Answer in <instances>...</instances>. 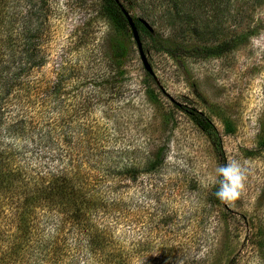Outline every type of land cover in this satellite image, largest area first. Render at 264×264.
I'll return each mask as SVG.
<instances>
[{
	"label": "rangeland",
	"instance_id": "1",
	"mask_svg": "<svg viewBox=\"0 0 264 264\" xmlns=\"http://www.w3.org/2000/svg\"><path fill=\"white\" fill-rule=\"evenodd\" d=\"M41 1L12 0L8 7L14 18L38 10L29 20L38 26L33 43L40 44L32 53L42 64L24 73L20 85L9 81L10 103L20 93L45 98L28 113L36 134L27 147L36 152L25 149L22 163L31 172L62 166L48 159L45 145L36 146L40 141L57 143L55 152L68 150L70 167L79 165L97 182L101 207L90 226L103 228L105 240L90 253L77 225L39 211V234L55 255L26 254L12 264H114V256L124 264H264V150L258 146L264 135V0H222L214 27L198 22L183 32L171 2L120 0L161 40L212 44L247 35L219 57L174 59L152 48V35L140 33L157 82L144 69L131 32L116 70L123 73L112 72L110 46L117 36L97 13L99 0ZM60 72L68 75L55 101L49 90ZM103 79L108 82L99 84ZM178 104L210 117L222 154ZM10 119L3 117L4 124ZM225 119L234 126L231 133L224 131ZM158 148L164 156L152 173L133 181L114 172L117 159L141 168ZM232 159L248 177L240 197L222 203L215 170Z\"/></svg>",
	"mask_w": 264,
	"mask_h": 264
},
{
	"label": "trees",
	"instance_id": "2",
	"mask_svg": "<svg viewBox=\"0 0 264 264\" xmlns=\"http://www.w3.org/2000/svg\"><path fill=\"white\" fill-rule=\"evenodd\" d=\"M11 1L0 0V264H12L16 258H23L26 254L41 253L45 259L51 254L55 255V247H47L39 234L36 220L39 211L55 212L63 216L64 221L77 225L80 231L86 235V249L93 253L105 240L103 228H91L90 226V218L96 209L101 207L99 197L102 195L97 193L99 189L96 185L97 182L89 180L88 175L83 173L79 165L70 167L74 157L67 152L68 150L64 153L63 151L55 152L54 150L58 148L54 147L57 145L55 142L50 141L46 145L47 141H43V143L40 141L36 146L45 145L48 159L52 162L58 161V164H62L61 167L31 172L22 163V152L25 149L30 153L36 152L33 146L29 149L27 147L28 138H35L36 134L31 128L34 118L28 116V113L45 98L38 99L37 95L24 98L20 93L18 102L10 103L13 84H10L9 81L18 79L20 85V79L24 73L28 72L31 67L42 64V58L37 59L36 55L32 53V47L35 48L40 44L39 42L33 43L38 26L35 28L30 21L37 16L35 14L38 10L26 11L21 16L14 18L8 9ZM164 1L171 2L175 9V16L182 19L180 20L182 32L186 31L191 24L194 25L198 22L203 23L205 27H211V23H213L212 27H214L219 13V5L222 2V0ZM46 2L47 0L41 1V5H46ZM98 7L97 13L112 25L117 36L110 46L112 51L109 58L110 68L116 75H122V70L119 72L116 70L120 69V60H123L127 52L126 39L130 35L128 22L115 0H99ZM125 9L130 13L129 9L126 7ZM131 16L139 34L143 32L152 35V39L157 43L156 47L152 48L162 51L174 59L180 56L219 57L233 50L247 38L246 33H240L212 44L186 45L183 41L178 42L167 37L161 40L162 38L155 37L139 21L140 17H135L132 14ZM15 22L18 23V27H15ZM181 25H184L185 28H181ZM66 75L68 74L60 72L59 80L50 87L49 91L53 95L52 100L56 101L62 94ZM103 80L105 81H100L99 84L108 82L106 79ZM149 94L157 96L152 90H149ZM177 106L212 139L214 146L222 154L218 131L210 117L193 107L186 105H181V107L179 104ZM8 115L11 119L4 124L3 117ZM223 125L226 133H231L234 130L229 119L223 120ZM259 139L258 146L262 151L264 150V135ZM17 144L19 145L17 146ZM163 153V149L158 148L152 157V152H150L141 168L129 165L128 162L124 163L123 159H117L118 161L114 162V172L135 181L138 174H150L157 169L163 160ZM42 251L49 253L46 254ZM110 261L114 264L124 262L119 256L112 257Z\"/></svg>",
	"mask_w": 264,
	"mask_h": 264
},
{
	"label": "clouds",
	"instance_id": "3",
	"mask_svg": "<svg viewBox=\"0 0 264 264\" xmlns=\"http://www.w3.org/2000/svg\"><path fill=\"white\" fill-rule=\"evenodd\" d=\"M218 188L215 196L222 203H233L245 188L247 169L237 160L232 159L216 168Z\"/></svg>",
	"mask_w": 264,
	"mask_h": 264
},
{
	"label": "water",
	"instance_id": "4",
	"mask_svg": "<svg viewBox=\"0 0 264 264\" xmlns=\"http://www.w3.org/2000/svg\"><path fill=\"white\" fill-rule=\"evenodd\" d=\"M119 7H120V10L121 12L123 13V15L125 16L127 22H128V26H129V29H130V32L132 34V37L136 43V47H137V50H138V53H139V56H140V59L142 61V64H143V67L144 69L150 74L153 76V78L155 79V81H157V77L150 65V63L148 62V59L146 57V54L143 50V45H142V41H141V38H140V34H139V31L135 25V22H134V19L133 17L131 16V14L125 9V7L123 6V4L120 2V0H115ZM139 21L148 29V31L152 32V27L149 25V23L147 21H145L144 19L142 18H139Z\"/></svg>",
	"mask_w": 264,
	"mask_h": 264
}]
</instances>
